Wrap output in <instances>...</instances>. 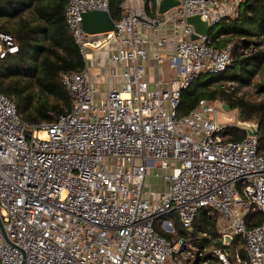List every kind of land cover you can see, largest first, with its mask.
Returning <instances> with one entry per match:
<instances>
[{"label": "built area", "instance_id": "1", "mask_svg": "<svg viewBox=\"0 0 264 264\" xmlns=\"http://www.w3.org/2000/svg\"><path fill=\"white\" fill-rule=\"evenodd\" d=\"M161 1L155 16L145 0L122 3L112 36L99 47L119 44L109 61L123 68L125 82L105 98L95 99L89 67L63 71L71 108L35 125L0 91L1 264H210L206 252L217 264H264V215L247 224L251 212H264L258 136L225 141L218 100L203 98L188 115L177 113L184 89L234 61L232 45L216 47L209 35L192 39L187 17L199 14L216 26L236 14L240 0H180L165 13ZM94 10L110 11L109 0H67L65 8L85 61L82 18ZM168 28L170 36L163 34ZM151 32L157 65L167 58L177 72L170 81L158 73L154 86L147 77ZM19 51L16 38L0 31V60ZM150 170L164 181L160 192L148 189ZM204 208L219 214L226 246L243 242L245 258L238 247L230 259V250H202L177 235V224L191 229Z\"/></svg>", "mask_w": 264, "mask_h": 264}, {"label": "trees", "instance_id": "2", "mask_svg": "<svg viewBox=\"0 0 264 264\" xmlns=\"http://www.w3.org/2000/svg\"><path fill=\"white\" fill-rule=\"evenodd\" d=\"M124 0H109L111 16L118 21ZM67 0H0V31L12 34L20 51L0 60V91L14 98L22 118L31 124L51 122L54 114L71 108L72 99L60 79L63 71L83 72L86 61L65 22ZM147 13L155 14V0H145ZM29 13L25 15V13ZM209 38L216 47L232 45L234 61L221 73H202L182 91L179 117L188 115L203 98L221 101L238 109L240 119L257 121L259 152H264V100L256 103L237 97L238 91L264 71V0H240L235 15L222 17ZM232 84V85H230ZM236 84V86H234ZM264 93V83L258 84ZM225 141H239L247 132L236 126L224 129ZM263 221L260 210L247 217L249 227ZM158 229V226H156ZM177 235L199 249L209 245L230 250L235 247L246 257L243 242L234 238L226 246L220 233L219 214L201 209L193 227L177 224ZM203 260L217 264L211 252ZM1 264V263H0Z\"/></svg>", "mask_w": 264, "mask_h": 264}, {"label": "crops", "instance_id": "3", "mask_svg": "<svg viewBox=\"0 0 264 264\" xmlns=\"http://www.w3.org/2000/svg\"><path fill=\"white\" fill-rule=\"evenodd\" d=\"M215 9L222 11L221 7H216ZM28 14L29 13L27 12L25 13V15ZM155 14L151 16H155ZM163 34L170 36L172 34V30L168 28L167 31L163 32ZM149 37L150 42L148 44V50L150 51L151 59L148 63L147 77L150 80L152 86H154L158 77V73L161 72V65L158 66L154 60V55L158 51L156 48V39L158 36L151 32ZM117 48H119V44L117 42L104 44L101 47L89 46L88 48V59L86 60V66L90 68L92 74L91 80L97 87V93H95L94 97L98 101L105 98L107 91L111 87L121 88L125 82L123 68L120 65L109 61L110 56L115 50H117ZM103 92L105 96L104 94L103 96L100 95V93Z\"/></svg>", "mask_w": 264, "mask_h": 264}, {"label": "water", "instance_id": "4", "mask_svg": "<svg viewBox=\"0 0 264 264\" xmlns=\"http://www.w3.org/2000/svg\"><path fill=\"white\" fill-rule=\"evenodd\" d=\"M180 4V0H162L159 6V12L165 13L169 9L176 7ZM187 23L192 25L193 32L192 39H199L202 35H209L212 27L208 20H203L199 14L188 16ZM115 20L111 16L110 11H88L83 15L82 27L86 32V43L93 47H99L105 43L113 34L115 29ZM224 110H231L230 105L222 103ZM248 135H257V128L247 122L243 123ZM0 226L3 230V224L0 219ZM232 241L231 236H226V243L230 244Z\"/></svg>", "mask_w": 264, "mask_h": 264}, {"label": "rangeland", "instance_id": "5", "mask_svg": "<svg viewBox=\"0 0 264 264\" xmlns=\"http://www.w3.org/2000/svg\"><path fill=\"white\" fill-rule=\"evenodd\" d=\"M88 51V49H87ZM161 72L163 73V78L166 81H170L173 78L177 77L176 69L170 66L169 59H164L161 68ZM264 83V71L260 72L258 75H256L252 81V83L248 86L242 87L238 93L237 97H242L245 100L256 103L264 100V93H260L258 91V84ZM236 86V84L234 85ZM103 93H100L101 96H103ZM105 96V94H104ZM217 120L220 123V125H227V126H236L240 128L242 131H246L244 122H247L249 124H252L257 128V121H244L240 119L239 110L233 109V110H224L221 108V110L217 114ZM157 170H150L149 175L147 177V183L149 184L148 189L150 191H154L155 193L160 192L162 190V186L164 185V181L161 177L155 176ZM163 170H160L162 172ZM262 215H264V212L261 211ZM237 247H235L236 249ZM240 248V247H238ZM209 250V249H207ZM211 250V249H210Z\"/></svg>", "mask_w": 264, "mask_h": 264}]
</instances>
